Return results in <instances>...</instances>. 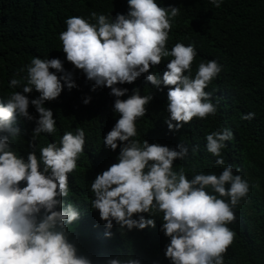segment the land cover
<instances>
[{
    "label": "clouds",
    "instance_id": "9594fccd",
    "mask_svg": "<svg viewBox=\"0 0 264 264\" xmlns=\"http://www.w3.org/2000/svg\"><path fill=\"white\" fill-rule=\"evenodd\" d=\"M209 2L220 7L223 0ZM127 5V13H117L115 18L96 12H91L88 19L69 17L66 30L59 33L66 60L94 82L93 90L108 87L110 95L116 97L114 112L119 118L103 137V144L112 151L119 146L117 162L91 182V207L99 212L107 229L113 222L129 230L154 228L155 220L144 214L162 213L161 231L170 238L165 256L171 264H223L222 254L235 235L227 224L235 219L233 208L249 192L248 181L234 174L231 165L219 175L192 169L191 178L184 167L174 170V161L185 159L189 148L183 143L171 148L135 139L136 121L146 115L153 96L141 95L137 87L126 99H120L128 89L117 87L134 83L142 74L158 90L166 87L169 115L165 123L169 130L178 131L194 118L204 120L216 115L219 101L213 103L205 89L222 66L216 60L201 61L193 76L195 45L177 42L167 48L179 7H161L157 0H127ZM165 57L171 59L162 77L150 71ZM20 71L26 72V83L10 80L9 88L22 91L11 92L6 103H0V131L9 130L15 136L19 129L12 128V122L17 115L35 119L32 141H36L41 133L56 132V120L45 102L57 99L65 85L70 90L76 84L59 58L33 57ZM33 90L39 96L30 99L26 94ZM89 101L90 97L84 103ZM30 105L38 118L29 113ZM254 117L255 113L249 112L241 119ZM232 138L227 128L206 134V149L217 157V164L224 163L221 150ZM85 142V131L78 127L75 132L66 131L59 143L41 146L39 155L33 150L25 157L17 154L8 137H0V264H91L77 255L64 232L57 230V225L63 228L65 221L76 220L79 211L71 203L65 210H55L63 203L60 197L69 195L68 177L77 169ZM196 151L193 147V154ZM137 215L138 219L133 218ZM107 264L140 262L110 259Z\"/></svg>",
    "mask_w": 264,
    "mask_h": 264
},
{
    "label": "trees",
    "instance_id": "16d2710c",
    "mask_svg": "<svg viewBox=\"0 0 264 264\" xmlns=\"http://www.w3.org/2000/svg\"><path fill=\"white\" fill-rule=\"evenodd\" d=\"M157 3L161 7L173 5L180 9L179 16L172 20L167 48L170 50L177 42L195 45L193 76L201 61L216 60L222 66L219 75L205 89L211 93L212 102L219 101V105L215 116L204 120L194 118L178 131L169 130L165 123L169 115L166 110L168 89L162 86V90H158L146 81V74H142L132 84L117 85L128 89L120 99H126L137 87L141 95L153 96L146 115L136 121L138 135L135 139H147L149 143L171 148L185 144L189 148L188 156L175 160L173 167L174 170L184 167L189 178L194 174L192 169L219 175L224 167L231 165L234 174L247 180L249 192L233 208L235 219L227 224L235 235L222 254L223 264H264V0H223L220 7L209 0H157ZM127 11V0H0V103H6L11 92L22 91L8 85L13 78L26 83L23 80L26 72L20 70L33 57L61 59L76 84L70 90L65 85L57 99L45 102L56 120L55 133H41L32 141L35 119L29 121L17 115L12 128L19 131L15 136L9 130L0 131V137H8L17 154L26 157L33 150L39 155V148L47 143H59L66 131L83 128L85 151L77 161V169L69 174V195L60 197L63 203L55 208L65 210L71 203L80 215L71 223L65 221L63 228L57 225V230L63 231L77 255L89 259L91 264H107L110 259L171 264L165 256L170 238L161 231L162 213L144 214L155 220L154 228L129 230L113 222V227L107 229L99 212L91 207L94 198L91 182L98 173L117 162L119 146L112 151L103 144V137L119 118L114 112L116 97L110 95L108 87L93 90L94 82L66 60L59 40V33L66 30L65 20L69 17L88 19L91 12H96L115 18L117 13ZM170 59L163 58L162 63L150 71L162 77ZM26 95L34 99L39 93L33 90ZM89 97V103L85 104L84 100ZM28 110L38 118L34 106L30 105ZM249 112L255 113L253 119H241ZM225 128L232 131L233 138L225 141L226 147L221 150L224 163L217 164V157L206 149L205 136ZM193 147L197 148L195 154ZM133 218L138 219V215Z\"/></svg>",
    "mask_w": 264,
    "mask_h": 264
}]
</instances>
